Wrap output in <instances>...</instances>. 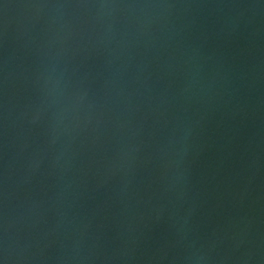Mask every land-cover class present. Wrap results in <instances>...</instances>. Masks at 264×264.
I'll list each match as a JSON object with an SVG mask.
<instances>
[{
    "label": "water",
    "instance_id": "95a60500",
    "mask_svg": "<svg viewBox=\"0 0 264 264\" xmlns=\"http://www.w3.org/2000/svg\"><path fill=\"white\" fill-rule=\"evenodd\" d=\"M0 264H264V0H0Z\"/></svg>",
    "mask_w": 264,
    "mask_h": 264
}]
</instances>
